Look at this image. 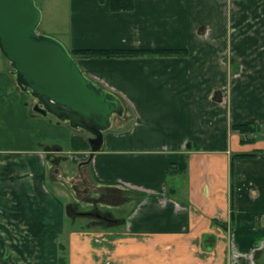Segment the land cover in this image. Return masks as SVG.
<instances>
[{"label":"crops","instance_id":"obj_1","mask_svg":"<svg viewBox=\"0 0 264 264\" xmlns=\"http://www.w3.org/2000/svg\"><path fill=\"white\" fill-rule=\"evenodd\" d=\"M71 3L67 49L185 53L74 57L124 106L87 160L89 132L49 114L20 120L24 92L0 52V235L10 231L7 244L20 249L1 264H38L29 230L51 224L59 241L66 216L79 226L57 242L64 264H256L264 248V0H133L119 11L109 0ZM246 123L255 140L242 143L231 126ZM242 152L257 153L231 158ZM49 174L70 191L67 202L48 188Z\"/></svg>","mask_w":264,"mask_h":264},{"label":"water","instance_id":"obj_2","mask_svg":"<svg viewBox=\"0 0 264 264\" xmlns=\"http://www.w3.org/2000/svg\"><path fill=\"white\" fill-rule=\"evenodd\" d=\"M40 17L34 0H0V52L34 111L90 133L91 156L114 115H123V103L88 77L62 42L38 32Z\"/></svg>","mask_w":264,"mask_h":264},{"label":"rangeland","instance_id":"obj_3","mask_svg":"<svg viewBox=\"0 0 264 264\" xmlns=\"http://www.w3.org/2000/svg\"><path fill=\"white\" fill-rule=\"evenodd\" d=\"M34 1L41 13L40 21L37 26L38 32L52 36L58 39L60 42H62L65 46H67L66 37L68 36L69 30L71 27V24H70V21L72 18L71 11L74 8V5L71 3V0H34ZM31 99L32 98L27 93H24V98L21 99V101L19 100V98H17L16 100V105L17 104L21 105L22 103L21 107H25L24 114H23L24 117L21 118L20 120L26 121L29 123L33 122L32 120L33 117H31L30 115H34V116L36 115L35 117H37L36 111L33 112L34 110L32 109L33 106L31 105ZM14 109L17 110L19 108L17 107L16 109L14 107ZM10 110H13L12 105H10ZM17 116H18V113H17ZM19 117H21V114ZM3 120L5 119L0 118V129L1 130H3V127L5 125L4 123L5 121L3 122ZM111 128H113V126H111L110 129ZM67 146L70 147L71 145L68 144ZM55 165L56 164L54 162L52 164V167H54ZM50 174H51V170H50ZM50 174L47 180L48 188L52 189L54 192L58 190L62 192L63 190L64 194L66 193V196H67L66 199L64 200L65 202H67V198H69L70 191L67 190L65 186H63L64 189L61 188V186H58V184L55 183V177L54 176L52 177V175ZM67 192H69V194ZM59 200L61 201L60 197H59ZM66 211H67V214H70L75 210L73 208L72 210H69L67 208ZM96 214H97L96 216L100 218H104V216L106 217L110 216L109 214L100 213V212H96ZM66 222L67 223L65 224L64 227L66 228L67 231L64 232L63 234L64 236L61 237V239L59 240L62 243L66 242L68 231H70L69 229L75 230L79 226L76 220L71 221L68 216H66ZM50 226L51 224L46 225V227L43 229H39V230L30 229L29 230L30 238L32 239V243H33L32 245L33 252L36 254V260L39 262L38 264H61L58 258L60 256L66 258V255H67V250L63 252V251H60L57 247V242H59L57 241V234H58L57 232H59V229L57 231V229L50 228ZM2 227L3 225H1V230H2ZM60 227H61V230H63V226L60 225ZM4 230H7V229H3L2 231ZM79 230L88 232L91 229H88V227H82V228H79ZM2 233L4 234V236L0 235V264L7 262V261L8 263L12 262L10 253L13 251V249H15L16 251H20L18 246L12 245L11 247V245L7 244V240L5 238H8L9 234L11 237L10 231H4ZM257 255L258 256L256 257V261H257L256 264H264V248L261 250L260 255L259 254ZM6 258H9V260H7ZM5 259L6 261H4ZM1 261H4V262H1ZM104 262H108V261L105 260Z\"/></svg>","mask_w":264,"mask_h":264},{"label":"trees","instance_id":"obj_4","mask_svg":"<svg viewBox=\"0 0 264 264\" xmlns=\"http://www.w3.org/2000/svg\"><path fill=\"white\" fill-rule=\"evenodd\" d=\"M109 7L113 11L129 10L133 7V0H109ZM70 54L73 57H114V56H138L144 54L151 55H177L184 54L185 50L182 49H105V48H71L69 49ZM231 129L238 131L245 135V138H241V142H252L255 137L252 136L255 133L254 128L250 124H237L232 125ZM251 135V136H249ZM257 152L252 153H237L231 156L235 157H252ZM72 210V208H68ZM58 249L65 252V247L59 245ZM59 261L61 264L65 263V257L60 256Z\"/></svg>","mask_w":264,"mask_h":264}]
</instances>
